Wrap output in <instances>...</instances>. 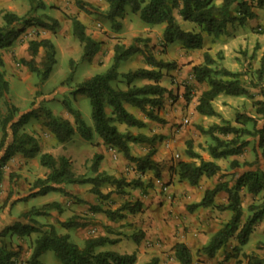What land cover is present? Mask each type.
<instances>
[{"label":"trees","instance_id":"16d2710c","mask_svg":"<svg viewBox=\"0 0 264 264\" xmlns=\"http://www.w3.org/2000/svg\"><path fill=\"white\" fill-rule=\"evenodd\" d=\"M31 10L45 9V5L38 0H28ZM215 0H106L107 9L103 12L82 0H76L75 6L86 14L100 15L110 23L114 31L121 29L120 20L125 15L126 8L131 13L138 14L139 19L145 25H164L161 35L162 47L166 48L174 44H180L187 51L199 50L203 46V38L200 33L185 31L181 29L175 15L182 21L194 24L207 36L218 38L226 32L227 26L232 24L243 25L246 21L255 18L253 7L264 9V0H220L219 4ZM17 16L10 12L2 15V25L0 26V52L10 49L19 36L27 27L54 32L59 27V22L55 18L43 15L42 17ZM70 27L72 36L82 46V58L90 61L99 51L100 44L91 39L85 33L84 25L74 17H70ZM140 39H135L134 43L128 46L116 43L113 46L111 64L102 74L94 75L77 85L76 92L84 94L90 104L93 130L85 125L80 113L75 110L68 101L63 102V106L72 117V123L61 117H55L51 111L43 110L44 126L53 135L58 143L68 141L76 131L80 138L91 141L93 134L99 137L104 145L115 148L125 160L133 163L138 172L147 170L153 171L154 176L159 178L160 172L152 161L155 153L154 148L148 150L143 156H133L130 152V144H150L153 145L157 139L156 135L145 136L143 134H132L129 131L121 132L116 124L124 125L125 128L143 129L144 122L129 113L125 105H129L142 112L149 120L160 122L152 110L160 108L165 94L170 92L159 84L163 78V71L174 70L177 67L175 62H167L156 58L151 53L142 49L137 43ZM148 40H144L147 42ZM44 51V61L42 69L35 66L33 58L38 51ZM27 51L31 60H20L30 72L35 73L41 80L48 77L55 64V47L48 38L31 40L28 43ZM141 55L144 66L124 73L118 72L119 65L134 55ZM3 60L0 53V99H4L7 114L0 121V184L3 167L15 156L20 155L25 159L38 157L39 165L48 170L45 178L36 179L31 188V193L18 201H26L28 198L44 196L47 193H60L65 197H72L66 189L67 185H92L91 193L101 200L109 198V193L103 194L99 186L104 183H114L116 193L125 194L123 187H140L139 180L126 183L123 179H113L109 176L97 174L93 177L86 175H76L69 160L64 156L54 158L50 154H40L38 140L32 135L24 132V126L30 119H37L39 116L35 110L19 113L16 107L6 100L8 95V83L4 79L2 67ZM214 60L208 53L203 54V62L192 67V76L197 84H205L204 90L195 106V111L203 117H215L218 113L213 107V101L219 95L240 97L246 96L239 75L226 68H215ZM257 80L264 77V56L260 59L259 68L256 70ZM117 81H123L125 88L120 89L115 86ZM146 81L139 85L136 82ZM185 100L189 101L190 96L186 88ZM255 116H244L238 114L234 120V125L229 121L220 124H213L207 129L198 127L201 135L207 136L212 141L208 147V154L213 160H228L231 157H238L243 154L244 149L250 144L248 138L255 140L253 146L254 161L239 162L229 161L230 172H225L213 161H204L199 154L193 151L190 142H187L185 155L189 159L199 161L176 163L177 175L180 181H186L191 186H196L202 176L212 178L217 175H229L231 180L217 183L212 189L204 192L202 199L197 204L188 207V211L196 208H207L212 205L214 197L225 192L227 202L225 205L217 206L219 211H229L231 217L211 238L209 243L198 252L208 258H213L219 250H224L229 241L235 237L238 246L246 245L253 227L264 219V208L257 211L253 206H249V215L242 222L241 191L256 196L264 192V170L260 166V161L264 159V100L254 102ZM107 110H109L107 112ZM229 137V138H226ZM101 156L95 154L91 159L90 171L95 173ZM240 172L236 173V171ZM12 185L8 199L14 193ZM8 204V203H7ZM139 203H123L118 209L111 211L99 206H89L92 213H102L110 220L122 219V212L134 213L139 211ZM54 210L58 213L62 211L58 202H51L39 208H31L28 212L19 216L18 220L0 230V264H22L19 262V250L11 249L6 244V239L11 237L27 238L31 234L36 237L32 243L31 251L23 264H43L39 257L48 251L53 252L60 264H134L136 256L132 254H118L111 251L95 252L98 247L113 242L104 237L90 238L85 240L83 247H78L70 242L68 235H58L53 225H43L35 220V217L43 216L48 211ZM65 228L81 226L73 219H69L61 224ZM141 231L133 234L132 240L138 243L142 238ZM239 249L235 247L234 252ZM230 254L224 253V261L230 258ZM173 258L177 264H191L192 255L187 246L183 243H176L173 246ZM153 259L147 264H156ZM247 264H264V259L247 256Z\"/></svg>","mask_w":264,"mask_h":264},{"label":"rangeland","instance_id":"374dc122","mask_svg":"<svg viewBox=\"0 0 264 264\" xmlns=\"http://www.w3.org/2000/svg\"><path fill=\"white\" fill-rule=\"evenodd\" d=\"M38 1L42 2L46 8L32 11L31 4L28 0H0V26L2 25V15L5 12H10L17 16H24L30 13L29 16L32 17H42L46 14L51 17L56 16L57 19L60 20V22L58 21L59 27L54 34L35 27H27L19 36L15 44L10 49L5 50V54L7 53L8 55L6 57L9 59H7V64H3L1 70L9 88L8 95L6 96L7 102L17 108L18 114L29 110H35L39 116L37 119H30L24 126L23 130L26 132H35V126H33V124H35L36 130H39V132L44 134L43 132H45L46 128L44 126L43 110L47 109L51 111L55 117H63L64 114H67L63 106L64 101H68L71 106L80 113L81 119L85 125L93 130L89 100L84 94L76 92L77 85L94 75L104 73L109 68L111 64L113 46L116 43L128 46L129 44L134 43L135 39H140L141 41L137 44L142 49H147V51L156 58L167 62H175L177 64V67L174 70L163 71L164 76L161 82L164 83L165 86H172V89L169 91L170 95H164V100L160 108L149 109L152 110L154 115H156L161 121L156 122L149 120L139 110L135 111L137 115L145 118L148 122V125L142 129V132L148 136L156 135L157 138H160L157 139L149 149L154 148V145H156L155 150L157 151L158 149L164 148L165 143L166 145L171 146V141H174V137L172 135L180 133V135L184 134L182 144H179L183 147V151L186 149L187 142L191 143L193 150L199 149L200 151H208V147L212 144V141L209 137L201 135L197 129L198 127L206 125L208 128L209 123L220 124L224 121H229L234 125V120L238 114H242L244 116H255L254 102L257 100H264V77L263 80L258 81L256 75V70L260 65V59L264 56V9L253 7L252 10L256 13L255 19L248 20L243 25H228L226 32L218 38L207 36L197 26L189 22L181 21L179 24L181 29L200 33L203 38V46L201 49L187 51L178 43L163 48L159 30L155 28L153 29L154 31H145L144 25H140L138 23V20L135 17L136 15L132 14L129 8H126L125 11L127 15L121 20V29L119 31H114L110 23L102 16L86 14L76 8V0ZM82 1L91 5L94 1L97 2V6H92L101 12H103V10H101L100 7L106 2V0ZM219 2L220 0L214 1L215 4H219ZM72 10L81 11L85 18H88L85 23L87 24L89 35L92 36L95 34L97 39L102 40V52L97 61H93L92 59L88 61L82 58V46L71 34L69 15ZM41 38L50 39L54 44L56 51L55 64L53 65L48 77L44 80H41L35 73L30 72L20 62L22 59L26 61L31 60L29 52L27 51L29 41L35 39L39 40ZM144 40L148 41L144 42ZM205 52L208 53L214 60L215 68L224 67L227 70L239 75V80L241 81L244 89H246L247 95L240 97L218 96L213 101V107L218 112V116L211 117L206 120L203 118L198 120V116L194 113H190V111L187 110V106L191 105L192 100L196 96L195 93L199 92L204 87L203 85L197 86L196 83H194L192 67L203 62V54ZM2 55L3 53H1V56ZM33 61L37 68L42 69L44 61V51L42 49L38 51L37 55L33 58ZM143 66L144 63L142 56L138 54L132 56L126 61H123L118 67V72L124 73ZM145 82L146 81H142L137 84ZM115 86L120 89L125 88L123 81H117ZM186 88L188 89V94L190 96L189 101L185 100V94L187 92ZM129 108L132 109L131 107ZM6 114L7 110L5 101L4 99H0V121ZM67 116L72 119L70 115L67 114ZM187 117H189L190 120L188 119L187 121ZM263 122L264 121H261L259 125ZM167 125L170 126L169 131H167ZM162 130L167 131L169 134H160L159 132ZM39 132L37 131L40 135ZM75 138L80 139L77 132L74 133L73 137L70 139L74 140ZM248 140L250 144L244 149L243 154L237 157L239 162L254 161L255 156L253 153V146L255 140L252 138H248ZM40 141H42V139H40ZM82 142L87 145L89 144L85 141ZM83 146L84 145L82 143H79L78 146L73 144L71 147H74L73 151L75 150V154L81 155V153H84L85 150H87V148H84L85 146ZM167 160L168 164L171 166V171V168L180 160V152L178 149H175V151L171 150ZM90 165L91 160L85 162L83 165L87 173L90 169ZM21 166H23V164H21ZM24 166H26L27 170L24 173V177L15 172L7 175L10 188L13 185L14 188L16 187V191L19 188L18 186L23 188V186L26 187L27 185H30V189L28 190L30 191L33 182L39 177L35 164L30 162ZM260 166L264 170V159L260 161ZM221 169L225 172H230L231 169L229 168V161L222 163ZM86 172L83 175H88ZM238 172H240V170L236 171V173ZM221 178L231 180L229 175H219V177H217L218 180ZM17 183H20V185H17ZM164 186H162V188ZM89 190L87 192L91 193V189ZM99 190H101L103 194L109 193V198L106 200L100 199V205L103 209L114 211L129 200V198H127V194L116 193L117 191L114 183L110 182L101 184L99 186ZM28 191H25V193ZM54 198L58 199V196H55L54 192H50L45 196L28 198L25 202H20L19 206L22 210L36 208L35 206L41 205L49 201V199ZM66 198L67 202H69V204L65 205L66 214L68 215L70 213L74 214V205H79L81 208L87 207L86 202L75 199L73 195L72 197ZM73 199L77 203L72 204ZM7 203V200H5V202H0V215L3 214V209L6 205H8ZM130 203L135 204L131 201ZM241 206L243 222L250 213L248 210L249 206H253L257 211L264 208V192H261L256 196L242 194ZM52 211L59 215V217L60 215L63 216V212L65 213L63 210L59 213L54 210ZM44 216L47 217V214ZM117 223H119V220L114 222V224ZM260 224L259 233L255 231L253 234L250 245L247 247L248 250H252L254 246H257L258 249H264V219ZM4 225L5 222L0 216V228ZM56 233L58 235H68L70 242L79 245L74 242L73 229H59L56 230ZM135 233L137 232L134 231L133 234ZM35 237V234H31L27 238L15 239L13 236L11 237L12 239L7 238L5 242L11 249L19 250L20 253L18 260L23 264L30 254ZM233 238L235 239V237ZM260 246H262V248H260ZM225 248L231 249L229 244ZM164 250L165 251L161 253L164 257L160 264H177L173 260L170 250L168 248ZM231 252L233 253L234 251L231 250ZM224 253L226 252L224 251ZM196 255L197 258H202V254H200V252H197ZM242 256L243 259L246 258V255ZM222 257L224 258V255L221 254L219 257L218 252L212 260L204 262L200 259L197 262L200 264H221L224 263L222 260L219 261V258ZM39 261L43 264H60L51 251L43 253L39 257ZM138 262L139 261H137L136 264H141Z\"/></svg>","mask_w":264,"mask_h":264},{"label":"crops","instance_id":"0c3cea01","mask_svg":"<svg viewBox=\"0 0 264 264\" xmlns=\"http://www.w3.org/2000/svg\"><path fill=\"white\" fill-rule=\"evenodd\" d=\"M92 5L97 6L98 4L94 1ZM100 8L101 10L105 11L107 9V2H105V4ZM70 13L71 14L69 15V18L74 17L79 20L85 27V33H87V35L91 39L95 40L100 44L99 51L92 58L93 61H97L99 55L102 52V40L97 39L95 34H93L92 36L89 35L87 24L85 23L88 18H85L81 11L72 10ZM126 15L127 14L125 11L124 16ZM135 15L136 19L138 20V23L140 25H144L145 31H154L153 29L155 28L158 29L160 32L161 39L164 25H145L139 19L138 14ZM53 17L60 22V20L57 19L56 16ZM175 18L178 24H180L182 20L177 15H175ZM121 20L120 22L122 24ZM0 53H3V63L7 64V59H9L6 57L8 56L7 53L5 54V51H1ZM162 80L163 79L159 81V84L165 87L168 91H170L172 89V86H165L164 83L161 82ZM137 83L138 82H136V84ZM196 85H203L204 87L199 92L195 93L196 96L192 100L191 105L187 106V110L190 111V113H194L195 115H197L198 120L200 118L206 120L211 117L200 116L195 111L197 100L200 94L204 90H206V85L197 83ZM224 96L225 95H219V97ZM124 107L129 113L133 114L137 119L144 122L145 127L148 125V122L145 118L136 114L135 111H138L137 109L132 107V109H130L129 105H125ZM108 111L109 110H107V112ZM61 118L68 120L70 123H72L73 121L71 118H69V116H67V114H64ZM188 119L189 117H187L186 120L188 121ZM169 125H167V131H169ZM211 125L213 124L209 123V126ZM33 126H35V132H24L32 135L38 140L40 154H50L54 158H57L59 156L66 157L69 160L71 168L76 175H83L86 172L83 167L85 162L91 160L95 154H98L101 156V160L97 166V170L95 173L91 172L90 170L88 171V173L86 172L88 174L86 175L87 177H93L97 174H100L103 176L112 177L113 179H123L126 183H130L131 181H133V179L139 180L142 183L140 187H134L132 185L123 187L125 195L127 194V198H129L128 201H131L133 203H139L141 205L139 211L134 213L122 212L124 218L116 220H110L105 215L103 216L102 213H92L89 211V206H99L102 208V206L100 205V198L94 195L93 193L91 194L90 192H87L89 189H91V184L86 183L83 185H67L66 189L73 195V197L75 199H79L83 202H86L87 207L81 208L79 205H74V214L70 213L68 215L66 214L65 210V205L69 204V202H67V198L61 195L60 193H55V196L57 195L58 199H49V201L35 207L37 208L49 202H58L61 206V209L65 211V213L63 212V216L60 215L59 217V215L50 210L47 212V217L44 215L35 217V220L38 221L40 224L53 225L55 232L59 229H73L74 242L79 244L77 246L80 248L83 247L84 242L87 239L97 237L107 238L113 243H106L103 246L98 247L95 252L98 253L111 251L121 255L134 253L136 256V261L134 264H136L137 261H139L141 264H147L153 259H156L157 263L160 264L164 257V255L161 254L163 251H165L164 249L168 248L173 256V246L176 243H183L185 246L188 247L192 255L191 264H200L197 262L200 259H202V261L204 262L213 259L208 258L202 253H200L202 254V258H197L196 253L203 247H205L209 243L210 238L230 219L231 213L229 211H219L217 209V206L226 204L227 195L225 192L218 193L214 197L212 205L207 208H196L193 211H188V207L200 202L205 191L212 189L217 183L225 182L226 180L225 178H221L218 180L217 177H219V175L214 176L212 178H206L202 176L196 186H191L186 181L179 180L176 165L173 166L170 171L171 166L170 164H168L167 159L169 157L170 151H175V149H178V151L180 152L179 161L195 162L197 165L199 164L198 160L189 159L185 155L183 147L179 145L182 144L184 134L180 135L179 133L177 135H172L174 137V141H171L172 147L170 145H166L165 143L164 148L158 149L156 151V145H154L155 153L152 157V161L157 166L160 172L159 178H156L153 174V171L147 170L142 173L138 172L135 169V165L133 163H130L129 161L125 160V158L115 148L104 145L101 139L97 137L96 134H93L91 141H85L82 138H75L74 140L69 139L64 143H58L53 137V135L47 130H45V132H43L44 134H42L41 132H39V130H36L35 124H33ZM116 127L121 132L129 131L134 135L143 134L145 136H148L147 134L142 132V129H127L124 125L121 124H116ZM203 127L204 129H207L206 125ZM37 131L40 133V135L37 133ZM167 131L162 130L159 133L162 135H167L169 134L167 133ZM73 135L71 136V138L73 137ZM40 139H42V141H40ZM82 141L88 142L89 144H84V142ZM79 143H82L85 146L83 147L87 148V150H85L84 153H81V155L75 154V150L73 151L74 147H71L73 144L78 146ZM150 146V144L146 143L130 144V152L133 156H143L148 152ZM193 151L199 154L204 161H213L220 167L222 166V163H226V161H228L213 160L209 156L208 151H200L199 149ZM232 160L238 161V158H229V161ZM30 162L35 164V167L37 168L39 173L38 178H45L48 173V170L39 165L38 157H35L33 159H25L20 155H15L2 169L3 174L0 184V202H5L11 190L9 182L7 180V175L9 173L15 172L24 177V173L25 171H27L26 166L24 165L29 164ZM21 164H23V166H21ZM17 185H20V183H17ZM162 186L164 187L162 188ZM18 187V190L16 191L15 189L12 196L8 199V205L4 207L3 214L0 215L2 220L5 222V225L1 227L0 230L5 226L17 221L21 214L26 213L30 210H22L19 206V203L25 201H18L31 193V191H28L30 189V185H27L26 187L23 186V188L21 186ZM25 191L28 192L25 193ZM241 192H243L241 193V196L242 194L250 195L244 190ZM73 203L77 202L73 199L72 204ZM69 219H73L76 223L81 224V226L71 228L63 227L61 224ZM118 220L119 223L114 224V222ZM260 223L253 227L252 233L249 235L246 245L242 247L238 246L236 239L233 238L228 243L231 249L225 248L224 250L218 251L219 257L221 256V254L224 255V251L230 254L231 256L227 261H224L223 257L219 258V261L222 260L224 262L221 264H247V256L264 259V249H258L257 246H254L252 250L247 249L248 245H250L251 238L255 231L259 233V229L261 226ZM134 231H141L143 234L142 238L138 243H135L132 240ZM14 238L16 239L17 237L15 236ZM235 247H238L239 250L237 252L232 253L231 250H233ZM260 248H262V246H260ZM242 255H246V258L243 259Z\"/></svg>","mask_w":264,"mask_h":264}]
</instances>
